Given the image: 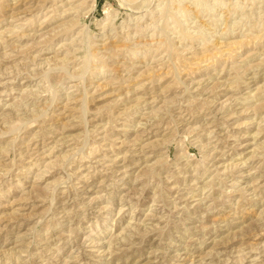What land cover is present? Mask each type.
<instances>
[{
	"label": "rangeland",
	"instance_id": "rangeland-1",
	"mask_svg": "<svg viewBox=\"0 0 264 264\" xmlns=\"http://www.w3.org/2000/svg\"><path fill=\"white\" fill-rule=\"evenodd\" d=\"M0 264H264V0H0Z\"/></svg>",
	"mask_w": 264,
	"mask_h": 264
},
{
	"label": "bare ground",
	"instance_id": "bare-ground-1",
	"mask_svg": "<svg viewBox=\"0 0 264 264\" xmlns=\"http://www.w3.org/2000/svg\"><path fill=\"white\" fill-rule=\"evenodd\" d=\"M200 12V11H199ZM145 50V49H144Z\"/></svg>",
	"mask_w": 264,
	"mask_h": 264
}]
</instances>
